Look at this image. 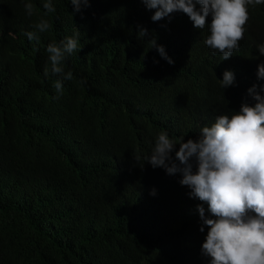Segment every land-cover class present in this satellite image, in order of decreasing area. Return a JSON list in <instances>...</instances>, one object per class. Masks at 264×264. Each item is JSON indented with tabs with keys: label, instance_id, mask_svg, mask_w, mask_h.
Segmentation results:
<instances>
[{
	"label": "trees",
	"instance_id": "obj_1",
	"mask_svg": "<svg viewBox=\"0 0 264 264\" xmlns=\"http://www.w3.org/2000/svg\"><path fill=\"white\" fill-rule=\"evenodd\" d=\"M45 2L0 0V264H210L197 208L214 218L207 203L144 158L160 132L196 140L217 116L254 105L253 85L264 96V4L248 6L244 38L223 60L204 43L208 26L182 12L152 21L142 0H89L79 12L51 0L45 16ZM41 18L52 28L36 45L26 33ZM138 26L149 34L138 38ZM77 30L81 50L64 61L73 79L58 94L47 46ZM225 71L234 83L223 89Z\"/></svg>",
	"mask_w": 264,
	"mask_h": 264
},
{
	"label": "clouds",
	"instance_id": "obj_2",
	"mask_svg": "<svg viewBox=\"0 0 264 264\" xmlns=\"http://www.w3.org/2000/svg\"><path fill=\"white\" fill-rule=\"evenodd\" d=\"M146 8L155 9L152 21L164 18L171 20V14L182 12L193 22L196 29L208 26L210 34L205 45L218 50L223 60L233 56L239 41L244 38L245 25L249 20L250 5L264 4V0H142ZM76 12L81 3L89 0H71ZM199 5V9L197 8ZM45 16L55 13L51 0L43 4ZM29 16L33 15L32 3L25 4ZM211 16V22L207 18ZM35 31L27 32L29 41L40 43L39 33L52 28L48 19L41 18L33 25ZM138 38L149 34L148 29L138 26ZM79 30L66 38L60 45L47 46L51 68H44V76L56 77L54 87L63 93V82L72 80L71 70L65 72L67 55L80 51ZM162 58L173 63L163 46L155 38L148 41ZM264 55V44L259 46ZM258 78H264V64L258 66ZM223 89L233 85L234 73L225 71L220 80ZM257 86L248 89L254 105L243 103L232 115H219L211 126H203L198 139L184 137L179 142L171 139L166 131L159 133L150 156L144 158L153 168L161 167L167 174L180 173L181 185L191 189L190 197L206 202L211 214L205 216V209L197 205L203 225L208 227L202 253L210 257V264H264V96L257 92ZM264 91V88L261 89ZM57 99L59 96L56 97ZM175 152V160L171 153ZM139 162L140 158L135 157ZM176 161H179L177 163ZM195 166V171L193 170ZM153 194H155L153 190ZM204 226L200 231L204 232Z\"/></svg>",
	"mask_w": 264,
	"mask_h": 264
}]
</instances>
